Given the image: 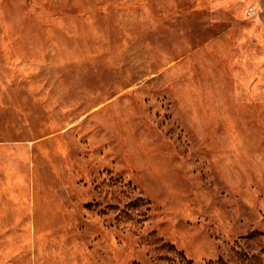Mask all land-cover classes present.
<instances>
[{"label":"rangeland","instance_id":"1","mask_svg":"<svg viewBox=\"0 0 264 264\" xmlns=\"http://www.w3.org/2000/svg\"><path fill=\"white\" fill-rule=\"evenodd\" d=\"M179 252L264 264V0H0V264Z\"/></svg>","mask_w":264,"mask_h":264},{"label":"trees","instance_id":"2","mask_svg":"<svg viewBox=\"0 0 264 264\" xmlns=\"http://www.w3.org/2000/svg\"><path fill=\"white\" fill-rule=\"evenodd\" d=\"M172 248L174 247L172 246ZM179 254L181 256L180 260L177 262L173 261L170 264H198V263H195L192 259L186 258L182 254V252H179ZM206 264H227V263L225 262L223 258H219L217 261H209Z\"/></svg>","mask_w":264,"mask_h":264},{"label":"built area","instance_id":"3","mask_svg":"<svg viewBox=\"0 0 264 264\" xmlns=\"http://www.w3.org/2000/svg\"><path fill=\"white\" fill-rule=\"evenodd\" d=\"M255 12H256V8H255V6L250 5V6L247 8V14L251 15V14H254Z\"/></svg>","mask_w":264,"mask_h":264}]
</instances>
